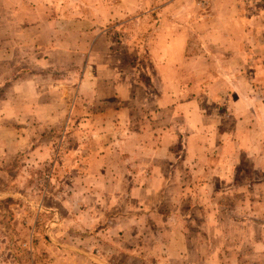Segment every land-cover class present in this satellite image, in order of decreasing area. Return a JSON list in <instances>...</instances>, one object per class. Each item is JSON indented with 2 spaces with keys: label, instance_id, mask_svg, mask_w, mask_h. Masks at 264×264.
<instances>
[{
  "label": "crops",
  "instance_id": "obj_1",
  "mask_svg": "<svg viewBox=\"0 0 264 264\" xmlns=\"http://www.w3.org/2000/svg\"><path fill=\"white\" fill-rule=\"evenodd\" d=\"M20 1L21 12L0 0L1 61H8L3 50L19 48L29 31L69 32L49 16L51 6L38 3L43 0ZM239 3L93 0L94 13L83 16L73 48L55 36L44 45V60L55 67L50 74L74 65L83 72L72 110L77 168L66 169L78 197L64 202L61 218L69 238L93 252L63 250L62 264H118L103 257L108 237L122 239L117 255L130 259L150 235L158 243L147 242L143 255L152 264H264V79L259 88L250 85L257 69H248L253 48H264L251 36L264 39V28L248 25ZM43 14L49 17L40 22ZM110 24L123 36L114 35L118 27L110 33ZM13 76V101L0 105L1 125L38 109V99L20 101L25 90L36 99L37 75ZM59 85L63 100L69 84ZM23 122L16 129H25ZM235 192L243 196L230 201ZM185 194L190 214L182 213ZM187 223L201 230L187 232ZM234 225L244 232L232 231Z\"/></svg>",
  "mask_w": 264,
  "mask_h": 264
},
{
  "label": "rangeland",
  "instance_id": "obj_2",
  "mask_svg": "<svg viewBox=\"0 0 264 264\" xmlns=\"http://www.w3.org/2000/svg\"><path fill=\"white\" fill-rule=\"evenodd\" d=\"M211 1L208 0L206 4L199 5L194 0L202 8H206ZM7 2L15 7L16 11L21 12L20 0H7ZM27 2L29 3V0ZM239 2V10L243 16H246L247 24L250 26L261 25L260 29H263L264 0H239ZM38 3L51 6L49 16L52 15L58 25L65 24L69 32L52 33L46 30L31 33L29 31L27 37L26 33L22 35V45L19 48L2 49L3 51L8 50L3 54V57H7L8 61L0 60L4 63L0 70V75L3 76L0 79V105L7 107L13 101V89L10 86L14 82L9 78L16 74H20L24 78L30 71L37 75V96L35 99L29 94V90H25L20 101L33 104L38 99V109L36 112L20 114L21 117L16 118L18 121L5 122V125L0 124V264H62L65 260L61 252L63 250H69L68 252L74 255L78 253L75 250L82 252L81 249L93 252V248L79 246L80 243L73 242L69 238L70 230L66 225L67 220L61 218L68 211L64 202L68 199H73L76 202L78 197L74 193V186H72L74 176H71V171L70 173L66 172V169L71 168L75 171L77 168L75 161L78 157L79 147L74 140H76L78 130L73 126L77 116L73 115L74 111L72 113V110L74 105H78L76 103L79 102L78 81L83 72L80 67L74 65L68 68L69 72L58 69L50 74V68L55 67H51L44 60L46 51L44 45L48 46L54 36L56 40L68 42L70 48L76 45L79 37L82 36L79 30L83 29L84 22L86 23L83 16L94 13L93 0H43ZM12 10V8L6 9L5 14L9 15ZM24 11L26 9L22 8V12ZM49 16L43 14V18L38 19L40 22H44ZM112 25H107L105 28L111 33L118 27V31L114 35L123 36L124 32L120 26ZM261 36V33H257L251 37L256 38L258 44L264 42ZM87 41L90 42L89 39ZM253 49L252 63L248 69H250V74L254 68L257 69L258 80H251L249 83L250 85L253 82L257 83L258 87L259 81L264 79V48ZM257 58L263 60L261 65ZM255 60L257 63H254ZM61 81L69 84V87L64 90L67 93L63 100H61L62 87L59 85ZM67 99H69L70 107H66ZM49 105H55V112L50 113L47 110ZM20 121H26L22 123L26 126L25 129H16ZM65 158L68 160L66 161ZM246 167L249 172L248 165ZM239 193H233L229 200L235 201L242 197L243 194ZM194 195L202 196L197 192ZM199 198L201 200L202 197ZM188 200L192 201L189 195L182 196L183 214H190L188 207H191V201ZM53 207L57 208L54 211L57 212L56 214L53 213ZM194 210H196L195 206ZM172 211L171 208H167L166 213ZM195 212L197 213V210L192 212L193 216ZM236 226H229V228L232 231L233 229L243 231V227L235 228ZM199 227L202 226L189 223L183 225L187 232L197 231ZM71 230L72 232L78 231L73 228ZM117 238L118 236L111 241L108 237V241L102 245L103 250L107 251L103 257L114 259L118 264H127V262L130 264H152L143 254L146 251L147 242L152 245L158 243L155 237L150 235V241H140L136 245L140 255L130 259L125 258L123 254L117 255V248L120 249L118 245L122 242V239L118 238L120 240L118 241ZM74 239L76 240V238ZM131 243L135 244L133 241ZM214 243L213 247L219 251L218 241L214 240ZM111 244L112 247L109 246ZM121 247L122 251L126 248L125 244ZM100 253L102 255V252Z\"/></svg>",
  "mask_w": 264,
  "mask_h": 264
},
{
  "label": "built area",
  "instance_id": "obj_3",
  "mask_svg": "<svg viewBox=\"0 0 264 264\" xmlns=\"http://www.w3.org/2000/svg\"><path fill=\"white\" fill-rule=\"evenodd\" d=\"M197 1V4L199 5H204L208 2V0H196Z\"/></svg>",
  "mask_w": 264,
  "mask_h": 264
}]
</instances>
